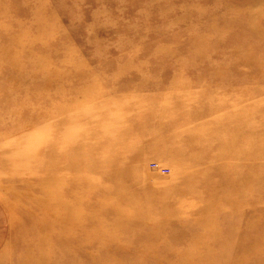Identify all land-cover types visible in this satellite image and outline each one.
<instances>
[{
	"label": "rangeland",
	"instance_id": "1",
	"mask_svg": "<svg viewBox=\"0 0 264 264\" xmlns=\"http://www.w3.org/2000/svg\"><path fill=\"white\" fill-rule=\"evenodd\" d=\"M262 223L264 0H0V264H264Z\"/></svg>",
	"mask_w": 264,
	"mask_h": 264
},
{
	"label": "bare ground",
	"instance_id": "2",
	"mask_svg": "<svg viewBox=\"0 0 264 264\" xmlns=\"http://www.w3.org/2000/svg\"><path fill=\"white\" fill-rule=\"evenodd\" d=\"M260 229H261L260 230L261 235H260L259 242L257 244H255V245L248 246L247 249H259L258 250V253H261L262 252L263 253V256H264V236H263V234H264L263 233L264 232V223L261 224ZM233 264H241V263H240V260L239 261L236 260V261L233 262Z\"/></svg>",
	"mask_w": 264,
	"mask_h": 264
}]
</instances>
